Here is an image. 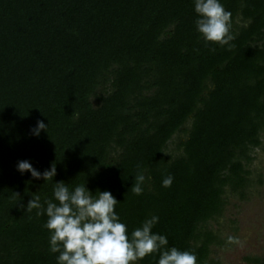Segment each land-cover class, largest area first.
<instances>
[{
    "label": "trees",
    "instance_id": "obj_1",
    "mask_svg": "<svg viewBox=\"0 0 264 264\" xmlns=\"http://www.w3.org/2000/svg\"><path fill=\"white\" fill-rule=\"evenodd\" d=\"M219 2L230 45L205 41L195 0H0V264H57L45 201L58 203L59 182L111 192L129 237L158 216L168 249L216 264L210 222L229 196L264 185L251 170L264 139V0ZM20 161L41 174L56 163L57 175L35 179ZM35 194L43 209L27 212Z\"/></svg>",
    "mask_w": 264,
    "mask_h": 264
},
{
    "label": "clouds",
    "instance_id": "obj_2",
    "mask_svg": "<svg viewBox=\"0 0 264 264\" xmlns=\"http://www.w3.org/2000/svg\"><path fill=\"white\" fill-rule=\"evenodd\" d=\"M195 12L199 16L196 28L206 42L224 46L235 39L232 13L219 0H195ZM212 51L215 52V49ZM47 127L43 121H38L35 135L39 136L40 131H46ZM18 170L21 173L30 172L35 179L45 181L57 175L56 163L41 174L30 162L20 161ZM144 181L145 175L138 174L131 191L141 195ZM172 183L173 177L169 175L162 186L168 188ZM13 195L18 196L17 193ZM54 198L58 203L45 201L48 217L45 227L52 233L50 252L59 253L57 264H137L156 253L160 254L158 264H198L196 254L175 247L168 249L167 237L153 233L158 216L146 219L129 237L126 223L121 222L115 211L120 202L109 191H97L93 195L86 185L76 186L73 191L66 183L59 182L54 186ZM33 209H43L40 196L36 194L28 202L27 212ZM226 243L239 245L241 241L230 235Z\"/></svg>",
    "mask_w": 264,
    "mask_h": 264
},
{
    "label": "rangeland",
    "instance_id": "obj_3",
    "mask_svg": "<svg viewBox=\"0 0 264 264\" xmlns=\"http://www.w3.org/2000/svg\"><path fill=\"white\" fill-rule=\"evenodd\" d=\"M262 147L254 151L251 166L252 179L264 180V139ZM170 145V149H173ZM222 221V222H221ZM211 229L219 236L221 245L212 248L211 258L216 264H251L248 257L264 256V185L254 183L245 200L229 196L223 216L210 222ZM240 239L239 245L226 243L228 236Z\"/></svg>",
    "mask_w": 264,
    "mask_h": 264
}]
</instances>
